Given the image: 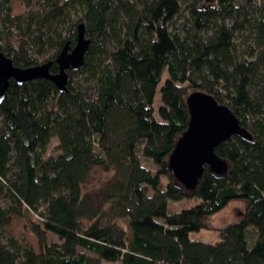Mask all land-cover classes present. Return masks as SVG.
Returning <instances> with one entry per match:
<instances>
[{
	"label": "trees",
	"instance_id": "obj_1",
	"mask_svg": "<svg viewBox=\"0 0 264 264\" xmlns=\"http://www.w3.org/2000/svg\"><path fill=\"white\" fill-rule=\"evenodd\" d=\"M22 3L36 9L12 15L0 0V53L14 66L52 61L57 72L81 23L91 44L66 92L10 81L0 105V264H264V0ZM193 93L228 107L251 138L218 145L227 172L205 166L189 190L165 160ZM54 137L59 155L45 158ZM95 170L110 175L94 203L84 187ZM184 199L198 202L168 211ZM232 201L246 210L216 243L189 239ZM24 215L38 250L4 232Z\"/></svg>",
	"mask_w": 264,
	"mask_h": 264
},
{
	"label": "water",
	"instance_id": "obj_2",
	"mask_svg": "<svg viewBox=\"0 0 264 264\" xmlns=\"http://www.w3.org/2000/svg\"><path fill=\"white\" fill-rule=\"evenodd\" d=\"M90 44V39L85 37L84 25H77L75 44L70 46L66 43L55 58V73L50 72L52 61L21 68L14 66L11 58L0 53V105L10 81L21 86L33 80L44 79L52 82L60 93L66 92L69 72H77L83 67ZM186 105L190 115L187 129L168 156L167 167L183 188L192 190L205 166L215 175L227 172V163L215 155L218 145L235 135L247 139L251 136L241 128L231 110L217 103L210 95L193 93L187 97Z\"/></svg>",
	"mask_w": 264,
	"mask_h": 264
},
{
	"label": "rangeland",
	"instance_id": "obj_3",
	"mask_svg": "<svg viewBox=\"0 0 264 264\" xmlns=\"http://www.w3.org/2000/svg\"><path fill=\"white\" fill-rule=\"evenodd\" d=\"M12 15H21L29 10L34 11L36 7H31L30 9L27 8L23 3L22 0H12ZM182 21V20H181ZM238 41V39L236 40ZM167 78V73L166 71L163 72L162 75V81L159 84V87L157 89V93L155 95V100H154V108H155V116L156 110L160 104V95H159V89L162 86L163 81ZM57 145L58 142L56 138L54 137L51 140L50 145L48 146L47 153L45 154V158L49 156L56 157L59 155V152L57 150ZM141 162L144 166L153 169V165L148 161L143 158H141ZM165 164H168V157L165 160ZM109 173L102 172L100 170H95L91 173L88 181L86 182L85 185V190L89 195H91L93 202H97L99 200L98 198V190L101 184L105 180L109 178ZM166 182V178L161 179V184L164 185ZM175 183L182 187L180 183H178L175 180ZM198 201L195 199H184L180 201H169L168 202V211L169 212H176L184 208L191 207L195 205ZM246 203L243 201H232L231 203L228 204V206L219 212L218 214L214 215L210 220H209V229H202L197 232H191L189 233V239L190 240H199L202 242L206 243H216L219 240V231L218 229L233 222L237 221L240 219L242 213L245 212L246 210ZM29 216L24 215L22 217L15 216L12 218V222L10 226L4 229V232L7 237H12L14 238L20 245H29L33 247L35 250H38V244H37V239L34 236V234L30 231L29 228ZM121 224L122 227L125 228L124 223H119ZM49 240L58 242L57 239L49 235L48 236ZM249 245H252V242H249ZM101 264H119V263H113V262H101Z\"/></svg>",
	"mask_w": 264,
	"mask_h": 264
}]
</instances>
